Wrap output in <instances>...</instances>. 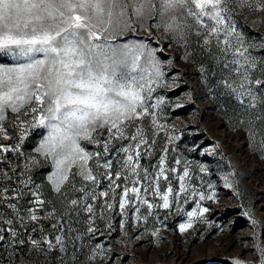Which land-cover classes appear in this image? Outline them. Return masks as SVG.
Instances as JSON below:
<instances>
[{
  "label": "snow or ice",
  "instance_id": "obj_1",
  "mask_svg": "<svg viewBox=\"0 0 264 264\" xmlns=\"http://www.w3.org/2000/svg\"><path fill=\"white\" fill-rule=\"evenodd\" d=\"M257 9L264 12V0H0V59L11 58L0 63V137L9 138L4 122L10 115L21 143L30 131H46L34 149L36 156L25 157L19 171L5 154L15 153L18 160L21 144L0 143V246L6 243L15 249L25 243V233L36 232L40 239L29 236L30 247L42 252L57 249L64 254L60 264H95L106 254L103 245L75 253L84 237L103 235L97 219H107L105 226L112 229L105 213L115 210L123 229L127 205L136 222H147L153 207L173 206L168 173L178 169L164 167L168 148L162 149L155 165H141L142 158L152 155L155 136L165 129L154 111L163 100L156 97L152 103L156 89L167 86L166 65L160 59L164 49L158 43L151 47L144 37L121 42L126 33L152 36L158 30L160 40L168 37L166 47L175 43L186 60L194 59L188 51L194 39L220 69L221 87L245 113L252 110L246 135L254 151L264 156V57L253 54L251 49L258 45L237 27V12ZM171 62L169 57L167 64ZM145 116L150 122L147 131L137 123ZM166 136L168 143L179 138ZM82 141L95 145V150L89 151ZM37 157L53 169L46 178L47 195L27 171ZM187 163L176 177L179 189L173 200L178 204L180 194L187 193L185 202L188 196L215 201L214 192L205 196L194 185L188 192ZM180 164L174 158L173 165ZM199 171L208 170L201 165ZM161 178L167 182L164 191ZM207 187L213 185L209 182ZM69 192L77 195L70 197ZM149 194L162 203L151 202ZM139 205L147 206V215H139ZM208 211L197 204L186 213L188 222L179 225L180 231ZM81 213L86 214L83 231L72 226V217L78 222ZM151 234L158 236L159 230ZM257 250L264 264V243Z\"/></svg>",
  "mask_w": 264,
  "mask_h": 264
},
{
  "label": "rangeland",
  "instance_id": "obj_2",
  "mask_svg": "<svg viewBox=\"0 0 264 264\" xmlns=\"http://www.w3.org/2000/svg\"><path fill=\"white\" fill-rule=\"evenodd\" d=\"M237 27L246 40L258 45L251 51L260 57L258 53L262 48L259 45L264 43V12L258 9L237 12ZM252 30L257 33H251ZM159 36L158 30H153L152 36H148L147 32L137 31L126 33L121 42H134L144 37L146 43L151 41V47H156L158 43L159 47L164 49L160 59L166 65L167 86L156 89L152 103H155L156 97L162 98L163 103L154 111L158 122L165 125V129L155 136L156 143L152 148V155L147 159L142 158L141 165H155L162 149L168 148L164 167L167 169L175 166L178 169L176 173H168L173 188L169 199L173 206L167 209L153 207L147 222H136L132 206L127 205L123 229L119 227L120 215L115 210L107 212L105 217L110 218L112 229L109 231L105 226L107 219H97L96 226L101 229L103 235L96 234L92 239L84 237L83 241L79 242L82 247L75 254L80 255L88 247L100 244L104 246L106 254L103 260H98L95 264H113L111 258L115 259V264H235L236 260L242 261L243 264H260L257 245L264 243V156L254 151L246 135V122L254 118L252 110L245 113L236 98L228 95L227 90L221 87L220 69L206 53L195 46L194 39L190 41L192 46L188 48L194 59L186 60L180 47L175 43L166 47L168 37L160 40ZM157 55H160L159 49ZM169 57L172 58L171 65L167 64ZM10 59L2 58L0 63H9ZM241 120L245 123L238 122ZM137 123L146 131L150 127L147 116ZM4 126L8 130L9 138L0 137V143L21 144L22 155L18 160L15 153L5 154L11 160L12 166L19 171L25 157L36 156L34 149L46 135V131H30L21 143L17 139L19 131L12 127L11 115L4 122ZM166 133L177 135L179 138L168 143ZM119 143L113 141L117 147ZM123 143L126 144L127 141ZM83 144L87 142L82 141ZM87 149L93 151L95 145L87 144ZM174 158L180 159L181 164L173 165ZM185 162H188L189 168V176L185 178L188 192L192 191L194 185L197 190L204 191L205 196L214 192L215 201H201L198 196H188L185 202L187 193L180 194L178 204L173 200L179 189L176 177L182 174ZM201 165L208 171L200 172ZM115 166L114 162V168ZM44 167H47L46 176L50 175L53 170L51 164L42 157H37V162L27 170L37 184L43 180L37 170ZM152 170L150 167V172ZM209 182L213 185L211 189L207 187ZM159 183L161 191H164L167 182L161 178ZM141 193L143 194V188ZM76 195L69 192L70 197ZM131 195L130 193L129 198ZM147 198L153 203H162L158 196L149 194ZM99 203L95 202L96 205ZM197 204L209 208V211L204 213L203 217H194L193 226L181 232L179 225L188 222L186 213L196 209ZM139 207V215H147V206ZM252 220L257 223L254 225ZM72 222L74 229L83 231L86 226V214L81 213L78 222L74 215ZM46 229L51 232L48 224ZM156 229L159 230V235L153 236L151 233ZM24 235L27 240L15 249L6 243L0 246V264H60L63 253L57 249L48 252L33 249L28 237H40L36 232ZM14 253L20 255L15 257ZM3 261L5 262L2 263Z\"/></svg>",
  "mask_w": 264,
  "mask_h": 264
},
{
  "label": "trees",
  "instance_id": "obj_3",
  "mask_svg": "<svg viewBox=\"0 0 264 264\" xmlns=\"http://www.w3.org/2000/svg\"><path fill=\"white\" fill-rule=\"evenodd\" d=\"M251 33H253V34H256L257 32L256 31H254V30H252L251 31ZM263 38V37H262ZM263 42H264V38H263ZM264 44V43H263ZM258 55H260V57H264V48H262L260 51H259V53H258ZM14 144V143H13ZM34 171H36V170H34ZM37 171H39L40 172V174L39 175H41V177H42V182H39L40 183V185L43 187V190L46 192V195L49 193V191H50V187H49V184H48V182H47V176H46V173H47V167L45 168H39ZM49 198H51V199H55V197L54 196H52V197H49ZM44 227L46 228L47 227V224L45 223V225H44ZM25 236V235H24ZM24 240H27L25 237H22ZM22 254L24 255L25 254V252H22ZM18 255H20V253H14V256L15 257H18ZM3 256L5 257V255L3 254ZM7 257V256H6ZM0 258H2L1 256H0ZM5 261H3L2 263H4ZM45 264H52V263H50V262H48V263H45Z\"/></svg>",
  "mask_w": 264,
  "mask_h": 264
}]
</instances>
